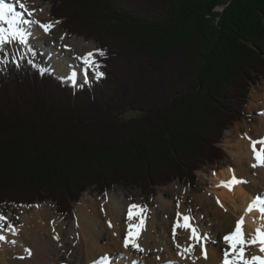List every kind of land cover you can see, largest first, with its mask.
<instances>
[{"label":"trees","instance_id":"1","mask_svg":"<svg viewBox=\"0 0 264 264\" xmlns=\"http://www.w3.org/2000/svg\"><path fill=\"white\" fill-rule=\"evenodd\" d=\"M46 1L105 50V77L74 90L27 59L0 72V207L70 217L89 191L194 188L264 78V0ZM127 109L141 115L116 121Z\"/></svg>","mask_w":264,"mask_h":264},{"label":"bare ground","instance_id":"2","mask_svg":"<svg viewBox=\"0 0 264 264\" xmlns=\"http://www.w3.org/2000/svg\"><path fill=\"white\" fill-rule=\"evenodd\" d=\"M42 1L21 0L25 3L27 11L34 10L33 15L29 17L27 12L19 7L17 0H7L15 11L21 13L23 19L37 22L29 25L33 31L32 39L48 42L75 59L97 50L94 44L85 42L84 39H67L65 34H59L54 39L51 31L55 27L50 33L45 34L39 28V24L53 22L49 6L43 5ZM85 71L89 76V71ZM54 75L58 76L55 73ZM67 83L74 88L79 86L78 83L76 85L69 81ZM260 91L257 93L253 90L250 95L251 100L262 102L260 125L253 129L244 125L231 130L230 134L237 139L238 144L235 145L229 141V131L226 134L225 145L234 165L229 164L224 171L221 170L219 173L214 171L211 174L213 187L196 196L194 208L190 207L185 188L181 193L178 192L181 197L177 200L161 196L158 204L162 213L158 214L156 208L149 209L147 213L145 230L139 240L144 248L143 252L131 247L125 249L123 237L128 227V206L145 204L138 198H127L121 190H116L109 192L101 200L88 198V202L78 206L75 211L76 218L70 223L64 240H61L60 236L68 223L48 208L23 214L20 217V225L14 226L17 230L16 235L3 233L7 241H15V244L0 242V264H94L97 261L104 262L105 257L108 258L107 264H222L223 250L227 248L222 238L233 231L236 221L241 216H244L243 231L246 237L251 236L257 227L264 228V221L259 219L258 212L253 211L245 215V209L254 196L260 194V191L264 194V167H252L254 160L248 139L264 138V88ZM250 131H254L253 136L250 135ZM257 147L259 148V145ZM229 169L234 170L236 177L247 182L234 186L231 192L218 186L222 181L231 179L233 173ZM217 200L220 201L219 204ZM189 208L192 209L190 215L195 218L193 225L198 227L201 233L209 234L210 240L205 243L206 259L200 255L199 245L190 257L185 255L182 259L178 255L177 243L187 247L192 241H189L187 231L177 229L179 235L174 242L173 224L177 212L189 214ZM109 222L112 227H109ZM54 235L59 239H53ZM25 249H30L32 254L29 256ZM260 255L262 254L256 246L249 247L246 252L248 257Z\"/></svg>","mask_w":264,"mask_h":264},{"label":"snow or ice","instance_id":"3","mask_svg":"<svg viewBox=\"0 0 264 264\" xmlns=\"http://www.w3.org/2000/svg\"><path fill=\"white\" fill-rule=\"evenodd\" d=\"M17 3L21 9H24L27 12L29 17L33 15L34 10L27 11L25 3H22L21 0H17ZM36 23V21L23 19L21 13L15 11L13 5L8 3L7 0H0V72H6L9 63L20 68L22 66L20 61L26 59V52L30 53L33 57L36 55L35 50L29 43L30 37L33 34L32 28L29 25ZM59 23L60 21L39 24V28L42 29L45 34H48L55 24ZM17 44L20 45V50L15 52V54H10L8 48ZM96 55L101 58H106V52L102 49H97L94 52H89L85 56L78 58L84 66L80 70L81 74L84 75V83H89V78L85 70L91 71L93 73V78L96 80L105 77V73L101 71L103 65L94 59V56ZM27 63L33 68H36L41 75L54 74L55 72V69L50 66L47 68H38V66L33 63L32 59H27ZM59 79L62 81H69L73 85H76L77 72L75 69H72L66 76H61ZM248 139L250 141V149L254 160L252 167H264V138L259 140H252V138ZM257 145H259V148ZM229 171L233 173L231 179L228 181H222L220 185H218L219 187H224L231 192L234 186L247 183L236 177L234 170L229 169ZM217 203L219 204L220 201L217 200ZM179 206L178 201L177 207L179 208ZM148 211L149 209L146 205L131 204L128 206V227L126 235L123 237V247L125 249L131 247L136 251H144L139 240L141 239L142 232L145 230V220ZM253 211L258 212L259 219L264 221V194L254 196L245 209V215ZM190 212V209L188 210L189 214L178 211L176 214V221L173 224L172 234L174 242L179 235L177 229L187 231L189 233L188 239L189 241H192L187 247H183L177 243V248L179 249L178 255H180L182 259L185 255L190 257L196 246L199 245L200 255L206 259L207 251L205 243L210 240L209 234L201 233L198 227L193 225L195 218L190 215ZM5 224H7V226H5ZM243 224L244 216H241V218L236 221L233 231L223 236L222 240L227 245V248L223 250L224 258L222 264H264V228L257 227L251 236L246 237L243 231ZM112 226L111 222H109V227ZM53 231H55V229ZM3 233L16 235L17 230L11 223H7L6 217L0 216V242L15 244V241H7V237ZM53 239L58 240L59 237L54 235ZM252 246H256L262 255L251 257L246 256L248 248ZM25 251L29 256L32 254L30 249H25ZM22 258L23 257H21V259ZM107 260V257L103 258L104 264H107ZM94 264H101V262L97 261L94 262Z\"/></svg>","mask_w":264,"mask_h":264},{"label":"rangeland","instance_id":"4","mask_svg":"<svg viewBox=\"0 0 264 264\" xmlns=\"http://www.w3.org/2000/svg\"><path fill=\"white\" fill-rule=\"evenodd\" d=\"M43 5H48L49 9L51 10L52 8V4L46 0L42 1ZM217 9L219 10L220 7H217ZM51 17V16H50ZM51 21L54 23L55 21L58 20H54L51 17ZM55 29L51 31L52 35L54 36V39H56V36L59 34H65L67 35V39H73L76 38L78 40H85V42H90L92 44L95 45L96 49L98 48V43L94 42L93 40L89 39L86 40L84 37H76V36H70L68 35L66 32H64L59 24H55ZM33 32V31H32ZM33 37H31V39L29 40V43L31 45V47L35 50L36 55L33 57L30 53H25L26 55V59H32L33 63L36 64L39 68H47V67H52L53 69H55V74H58L57 77L60 76H66L67 73L72 70L75 69L77 72V82L79 84V86H81L84 83V75L81 74V69H82V63L78 60L75 59L74 57H72L70 54L65 53L62 49H59L57 47H54L53 45H51L48 42H43V41H39L36 39H32ZM34 40V41H33ZM77 40V41H78ZM54 43V42H53ZM20 50V45H14L8 48V51L10 52V54H15V52ZM75 56H77V54H75ZM98 55L94 56V59H98ZM89 81H91L93 79V73L91 71H89ZM259 82L252 84L249 88V93H248V103H246V107H245V116L238 121H235L233 123L232 126H230L224 133L222 140L220 142V147L223 149L224 153H225V157L223 160L217 162L215 165H206L204 166V168L202 167L199 171H197L198 174V184L194 187L191 188L188 185L184 184L183 182H178V180L173 181L172 183H170L169 185L165 186V187H160L158 188V191L155 195H151V196H145L143 195L140 190L135 189V188H124V187H114L111 190H109V192H113L116 190H121L122 193H124V195L127 198L130 199H135L138 198L140 199L146 206L148 209H154L158 212V214H161L162 211L159 208V204H158V200L161 196L165 197V198H174L175 200H177L178 198H180L181 196L178 195V192H182L183 188L186 189L185 195L188 198L189 202H190V207L194 208L196 207V196L200 193L203 194V192L210 190L213 185H212V177L211 174L215 171H217L218 173L222 170L224 171V169L227 167V165L231 164L232 166L233 164V159L232 157L229 155L228 153V149L227 146L225 145L226 143V134L229 131V134L231 132V130L233 131V129H235L236 127H243L244 125H248L249 128L253 129L256 128L257 126L260 125V117L261 114L263 112V105L261 104V101H257V100H251L250 99V95L251 92L254 90L257 93H260L263 88H264V78H259ZM66 82V83H65ZM65 84H68V81H65ZM81 82V83H80ZM70 85V84H69ZM71 86V85H70ZM78 86V87H79ZM77 87V88H78ZM141 113L137 112V111H133L130 109H127L124 111V113L122 115L116 116L115 120L118 122H125V120L129 119V118H133V117H137L140 116ZM241 130H243V128H241ZM244 132V131H242ZM250 135H254V131H250ZM235 136L232 134H230L229 137V141L231 142V144L235 145L238 144L237 143V139L234 138ZM225 139V140H224ZM222 143V145H221ZM175 186V187H173ZM177 188V189H176ZM176 189V190H174ZM109 192L103 194V195H97L96 192H87L83 195L81 201L76 204L74 206V211L72 216L70 217H62L60 215L57 214L56 209H55V205L51 202H45L43 204H39L33 208L27 209V210H23V209H19V208H7V207H0V212L2 213V216L7 218V223H11L13 226H18L20 225V217L23 214H28L30 212H34V211H38L41 208H48L49 210H51L52 212H54L57 216H60L62 219H64L68 225L66 228L62 229V234L60 236L61 240L66 239L67 237V233H68V229L70 227V223L76 218L75 215V211L77 210V207L85 204L86 202L89 201L88 198L91 199H99L101 200L103 197H106ZM261 193V191H260ZM259 195V193L257 194ZM191 208H189L190 210H192ZM5 226H7V224H5ZM44 232V231H41ZM38 241V240H36Z\"/></svg>","mask_w":264,"mask_h":264}]
</instances>
